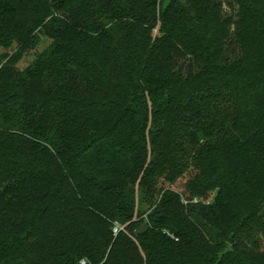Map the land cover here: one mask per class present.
<instances>
[{"label": "trees", "instance_id": "16d2710c", "mask_svg": "<svg viewBox=\"0 0 264 264\" xmlns=\"http://www.w3.org/2000/svg\"><path fill=\"white\" fill-rule=\"evenodd\" d=\"M0 47V264H264V0H0Z\"/></svg>", "mask_w": 264, "mask_h": 264}, {"label": "rangeland", "instance_id": "374dc122", "mask_svg": "<svg viewBox=\"0 0 264 264\" xmlns=\"http://www.w3.org/2000/svg\"><path fill=\"white\" fill-rule=\"evenodd\" d=\"M48 43V38H46V37H41V39H40V41L38 42V43H36V46L33 48V49H31V50H29V51H27L23 56H22V58L19 60V62H18V67L19 68H24L31 60H32V58L35 56V54L37 53V52H39L46 44ZM2 48L0 47V53L2 52ZM179 182H181V180H179L176 184H174L173 186L174 187H176V186H178L179 185ZM172 186V185H171ZM137 199H138V203H137V206H136V208L138 207V208H142V209H147V207H148V203L147 202H141L140 201V192L139 191H137Z\"/></svg>", "mask_w": 264, "mask_h": 264}, {"label": "built area", "instance_id": "2783aa9c", "mask_svg": "<svg viewBox=\"0 0 264 264\" xmlns=\"http://www.w3.org/2000/svg\"><path fill=\"white\" fill-rule=\"evenodd\" d=\"M121 229H122V227L119 226L117 223H115L113 226V233L116 234ZM79 264H87V263L84 259H82V260H80Z\"/></svg>", "mask_w": 264, "mask_h": 264}]
</instances>
